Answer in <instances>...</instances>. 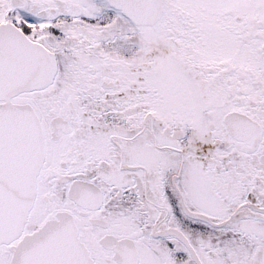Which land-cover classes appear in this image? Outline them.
<instances>
[{
	"label": "snow or ice",
	"instance_id": "snow-or-ice-1",
	"mask_svg": "<svg viewBox=\"0 0 264 264\" xmlns=\"http://www.w3.org/2000/svg\"><path fill=\"white\" fill-rule=\"evenodd\" d=\"M0 264H264V0H0Z\"/></svg>",
	"mask_w": 264,
	"mask_h": 264
}]
</instances>
